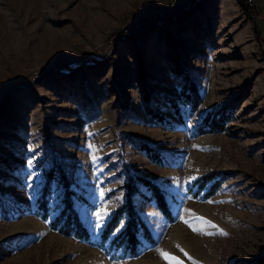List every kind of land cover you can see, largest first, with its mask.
Returning <instances> with one entry per match:
<instances>
[{"label":"rangeland","instance_id":"rangeland-1","mask_svg":"<svg viewBox=\"0 0 264 264\" xmlns=\"http://www.w3.org/2000/svg\"><path fill=\"white\" fill-rule=\"evenodd\" d=\"M191 2L0 0V106L8 95L0 112V264H167L157 249L193 264L180 248L201 264L261 262L264 0H248L249 10L238 0ZM161 13L181 19L139 24ZM132 26L133 34L118 37ZM175 54L200 87L194 111L180 94L184 78ZM147 88L151 106L172 126L147 113ZM167 95L181 105L182 120ZM228 101L235 111L224 129L198 133L207 111ZM57 161L83 196L75 206L91 241L51 226L63 195L58 180L51 185L50 216L34 212ZM129 170L164 187L173 216L135 194L156 243L137 256L116 257L108 241L100 242L109 218L95 228L94 212L107 205L111 216L124 201ZM208 174L202 185L196 181ZM216 181L220 187L206 195ZM185 208L227 235L194 232L179 218L191 219Z\"/></svg>","mask_w":264,"mask_h":264},{"label":"trees","instance_id":"trees-1","mask_svg":"<svg viewBox=\"0 0 264 264\" xmlns=\"http://www.w3.org/2000/svg\"><path fill=\"white\" fill-rule=\"evenodd\" d=\"M201 0H193L189 7L195 6L196 3ZM239 4L243 9L249 10L250 4L248 0H238ZM181 18H176L172 14H158L151 17H146L140 20L139 24H145L146 28H150L160 21H174L178 22ZM137 26H132L130 28H125L120 31L118 37L128 36L134 33ZM113 47V46H112ZM176 63L175 69L180 74L183 75V83L180 89V94L183 100L189 105L190 111H194L198 108L202 101V95L200 87L196 80L192 77L189 70L182 65L177 54L173 56ZM81 64H79L80 66ZM78 67V65L76 66ZM51 68L44 69L42 72L47 73ZM150 89L148 88L144 91V105L148 114L157 120L168 123L172 126L173 122L168 116L163 112H159L153 108L150 104ZM167 101L173 107L177 117L182 120L183 114L181 110V105L174 96L167 95ZM4 102L0 106V112L6 107L8 100V95H5L3 99ZM234 101H228L214 109L207 111V113L202 117L201 122L198 126V133L214 132L224 129L225 124L229 121L234 114L235 106H233ZM142 148L146 149L152 160L156 162H161L158 155L155 154L153 148L145 142L141 143ZM46 180L41 188V193L36 199V206L34 212L43 218H48L50 216L51 207L49 204L51 185L54 180L63 186V195L61 202L59 204V211L51 218V226L57 229L59 232L65 235H74L80 239L91 241V232L85 224L84 220L81 218L76 206L75 199L82 198L77 190H75L71 184L72 180L69 178L68 173L65 171L62 163L57 161L53 166H51L46 172ZM211 177V174L204 175L201 179L197 178L202 185L207 178ZM221 185V181H216L212 187L208 190L206 195H211L214 193ZM125 189L124 201L113 211L110 218L107 220L103 229L101 230L100 242H109L107 250L111 251L116 257H126V256H137L141 249L145 246L154 245L156 243V238L152 233L149 225L141 215L137 208L136 201L134 200L135 194L143 197L145 200H154L158 208L169 218L173 216L172 210L170 208L169 202L166 198L167 191L164 187L149 176H145L133 170L128 171L127 179L122 185ZM143 186V187H142ZM147 190L149 192H147ZM124 219L123 227L119 231H116L121 221ZM263 264L264 256L257 258Z\"/></svg>","mask_w":264,"mask_h":264},{"label":"snow or ice","instance_id":"snow-or-ice-1","mask_svg":"<svg viewBox=\"0 0 264 264\" xmlns=\"http://www.w3.org/2000/svg\"><path fill=\"white\" fill-rule=\"evenodd\" d=\"M29 165H31V161H29ZM194 179H196V177L194 176L189 178V180H194ZM100 195L101 196L104 195L103 190L100 191ZM188 198L191 199V197H188ZM208 202L213 203V201H208ZM184 211L191 214V219H187L185 216H180L179 218L184 223L189 224V226L192 228L194 232H198L200 234L209 235V236L227 235V233L224 232L223 229H220L219 226L215 225L212 221H209L206 217L198 216L194 214L192 210L190 209L185 208ZM94 217H95L94 227L101 228L104 225L105 220L110 218V211L107 205H103L98 210H95ZM193 221H197L199 223L196 224V223H193ZM122 227H123V224L121 223L119 225V228L116 229V231H119L120 228ZM209 228L216 229V231H208L207 229ZM177 247L179 248L180 246L177 245ZM157 251L165 259V261H167V264H184L183 260H181L179 257H177L176 255L172 253H168L164 251L163 249H157ZM180 251L183 252L184 255L188 257L189 260H192L193 264H201V262L193 260V258L189 256L188 253L184 251L182 248H180Z\"/></svg>","mask_w":264,"mask_h":264}]
</instances>
